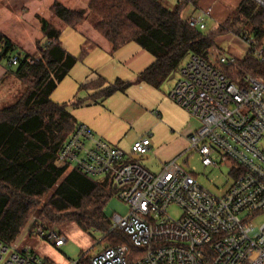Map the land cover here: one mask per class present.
Listing matches in <instances>:
<instances>
[{
  "label": "built area",
  "instance_id": "1",
  "mask_svg": "<svg viewBox=\"0 0 264 264\" xmlns=\"http://www.w3.org/2000/svg\"><path fill=\"white\" fill-rule=\"evenodd\" d=\"M264 9V0H251ZM186 0H178L182 5ZM208 12L191 16L189 26L206 30ZM253 56L264 63V50L249 34L242 37ZM214 60V59H213ZM18 55L10 65L18 66ZM31 65L35 60L28 61ZM216 62V63H214ZM189 56L177 71L180 78L168 97L199 121L189 136L190 148L204 167L229 168L234 183L217 196L203 188L176 160L152 173L134 156L145 157L151 136L132 146L130 155L99 140L84 124H77L59 159L82 174L108 179L115 195L130 211L116 216L118 229L138 251L133 262L129 248L117 246L69 264H264V76L246 74L237 82L226 74L235 58L220 54L215 61ZM171 208L180 211L175 219ZM32 237L59 249L66 239L37 226ZM0 264H52L28 250L0 242Z\"/></svg>",
  "mask_w": 264,
  "mask_h": 264
},
{
  "label": "trees",
  "instance_id": "2",
  "mask_svg": "<svg viewBox=\"0 0 264 264\" xmlns=\"http://www.w3.org/2000/svg\"><path fill=\"white\" fill-rule=\"evenodd\" d=\"M200 2L186 0L170 9L163 0H91L88 11L98 19L93 22V29L111 44L113 52L134 43L154 57L153 64L139 75V83L160 88L189 56L207 59L215 45L216 33L191 28L182 17L187 6L197 7ZM53 9L72 29L87 20L85 11H73L59 3ZM237 12L238 23L224 25L218 31L241 35L235 26L245 22L252 26L253 38L261 48L264 9L244 0ZM42 30L46 43L39 45V58L17 52L14 43L0 32V63L6 62L9 70L15 68L16 77L26 88L15 103L0 109V242L12 245L29 224L31 235L37 225L54 231L62 224L74 222L84 233H104L107 248L127 246L132 263L138 251L122 231H111L113 224L104 211L115 196L110 181L69 170L70 166L59 159L77 125L69 107L79 102L58 104L51 95L88 51L83 49L75 57L61 46L59 31L45 21ZM16 55L20 62L14 67L9 62ZM29 60H35V64ZM226 74L234 82L246 74L264 76V63L248 50L234 67L226 68ZM130 86L120 80L107 85L99 77L83 84L80 90L100 89L99 96L93 98L103 101L115 93H124Z\"/></svg>",
  "mask_w": 264,
  "mask_h": 264
},
{
  "label": "rangeland",
  "instance_id": "3",
  "mask_svg": "<svg viewBox=\"0 0 264 264\" xmlns=\"http://www.w3.org/2000/svg\"><path fill=\"white\" fill-rule=\"evenodd\" d=\"M163 1L170 9H174L178 4V0ZM243 1L244 0H201L197 7L189 5L185 8L182 14L185 20H188L191 16L196 18L201 15L202 12H208L209 16L206 18V30L204 31L206 33H216L214 39L215 45L208 54L212 62L215 61V58L217 60L220 54L235 58L236 61L242 60L247 55L249 48L243 41L242 34L246 33L253 37L251 25L245 22L237 24L235 30H241V35L236 33V31H224L222 33L218 31L224 25H228L229 27V25L238 23L235 22L238 15L237 11ZM90 2L91 0H0V30L4 36L14 43L17 52L39 58L41 56L39 45L43 46L46 43V38L42 30L43 22L45 21L51 28L61 33L60 40L62 44L67 47L68 51L76 53L77 56H79L81 52L79 49V42L81 41V39H79L81 38L79 33L67 27L56 16L53 6L55 3H59L73 11H85L87 20L77 28L82 30L91 28L93 30L92 24L98 19L88 11ZM260 46L264 50V38L260 41ZM173 77V80L166 81V84L168 82L171 84L176 82L180 78V74L176 72ZM13 88L16 90V93L13 95H23L26 89L23 84L17 82L13 83L12 79L6 77L0 84V94L6 95L8 91H10L8 92L9 94H12L14 92ZM19 97L20 96L0 95V109L12 105ZM52 98L55 100L56 96H52ZM168 102L169 103L165 105L168 113L166 117L168 116L173 122L172 128L176 131V134L170 137L162 127L160 131L162 135L160 138L162 141L172 142V150L175 148L180 149L184 147V143L177 133L181 132V128L186 125V123H184L186 118L187 120L194 118L190 117L172 101L169 100ZM168 117L166 119H169ZM194 120L198 123L197 128H199V121L197 119ZM149 124L150 121L147 118L142 119L138 123V130L150 133L149 130L151 126ZM181 151H183L182 154L176 159L177 164L187 173L193 175L203 188L217 196H222L229 191L234 183V177L231 175L229 168L223 167L221 169H216L213 167H204L201 156L190 148L189 140L188 146L184 147ZM140 164L150 172H156L157 162L153 156L150 159L141 161ZM69 170H72V168L70 167ZM104 211L113 224L116 216L121 218L126 217L130 208L115 195L108 201ZM169 214L175 219H179L181 216L180 211L176 208H171ZM32 222L33 219L31 220V223ZM263 222L264 216L259 219L258 223L261 224ZM29 229L30 224L12 244L13 247L20 251L29 249L42 260H47L52 264H59L61 261L66 262L65 264H69L73 261L86 259L109 246L105 243L107 241L103 242L105 238L104 233H84L74 222L62 224L54 230L67 241L66 244L59 249L41 238L32 237L29 234ZM58 260H60V262Z\"/></svg>",
  "mask_w": 264,
  "mask_h": 264
},
{
  "label": "crops",
  "instance_id": "4",
  "mask_svg": "<svg viewBox=\"0 0 264 264\" xmlns=\"http://www.w3.org/2000/svg\"><path fill=\"white\" fill-rule=\"evenodd\" d=\"M74 30L81 37L79 38L81 39L79 56L83 49H86L88 53L84 60L77 63L68 76L58 85L52 93L51 99L58 104L78 101L79 105L69 107V112L75 122L88 126L97 139L120 149L126 155L131 154L132 146L137 140L149 134L152 145L148 159L152 156L155 158L157 166L154 173L160 172L166 163L180 157L183 152L181 150L188 146L189 136L198 129L196 120L185 119L186 125L181 128V132L177 133L184 143V147L180 149L172 150L173 143L162 141L160 138L162 127L170 137L176 134L172 128L173 122L168 116L169 119H166L168 113L165 108L170 100L168 93L176 82L173 84L170 82L166 84L165 82L160 88H154L147 83H139V75L150 67L155 60L150 53L134 43L113 52L111 44L94 29L82 30L77 28ZM59 41L68 53L79 57L76 53L69 52L60 39ZM14 72L15 68L9 70L6 62L0 63V84L6 77L12 79L13 83L23 84ZM99 77L103 78L107 85H112L120 80L130 83L131 86L124 93H115L103 101L95 100L93 96H99L100 89L81 91L80 87ZM173 78L171 77L167 81H171ZM13 91L12 94H9L10 91H8L6 95H0L22 96L20 94L13 95L16 90L13 88ZM52 96H56L55 100ZM178 107L183 110L180 106ZM144 118L150 121V133L138 130V123ZM58 261L60 262V260ZM65 263L61 261L59 264Z\"/></svg>",
  "mask_w": 264,
  "mask_h": 264
},
{
  "label": "water",
  "instance_id": "5",
  "mask_svg": "<svg viewBox=\"0 0 264 264\" xmlns=\"http://www.w3.org/2000/svg\"><path fill=\"white\" fill-rule=\"evenodd\" d=\"M149 156H145V157H141V156H134L133 157V160L135 162H141V161H144V160H147Z\"/></svg>",
  "mask_w": 264,
  "mask_h": 264
}]
</instances>
